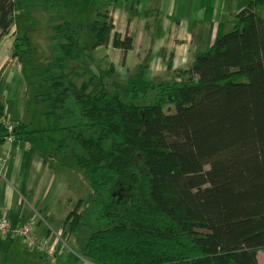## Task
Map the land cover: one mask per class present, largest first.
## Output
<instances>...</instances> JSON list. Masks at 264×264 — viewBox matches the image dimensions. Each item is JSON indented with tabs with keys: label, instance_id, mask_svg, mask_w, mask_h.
<instances>
[{
	"label": "trees",
	"instance_id": "trees-1",
	"mask_svg": "<svg viewBox=\"0 0 264 264\" xmlns=\"http://www.w3.org/2000/svg\"><path fill=\"white\" fill-rule=\"evenodd\" d=\"M247 1L233 28L186 67L170 62V77L126 94L111 84L113 64L93 69L91 52L110 42L128 52L133 36L113 33L103 11L85 24L83 43L79 28L61 12L53 16L50 56L36 73V101L53 119L32 130L19 122L14 135L60 133L50 136L55 149L69 151L89 182L93 203L66 219L82 256L96 264H259L264 0ZM62 7L61 0H0V42L16 26L11 56L31 59L35 12ZM150 92L152 101L144 99ZM8 136L0 124V148Z\"/></svg>",
	"mask_w": 264,
	"mask_h": 264
},
{
	"label": "crops",
	"instance_id": "crops-1",
	"mask_svg": "<svg viewBox=\"0 0 264 264\" xmlns=\"http://www.w3.org/2000/svg\"><path fill=\"white\" fill-rule=\"evenodd\" d=\"M106 3L104 10H98L97 13L108 12L113 20V33L133 36L134 48L124 52L113 47L111 42L97 47L91 52L95 65L93 69H98L96 62L107 61L108 68L111 64L114 65L116 74L121 72L130 74L131 71H135L147 83L152 84L170 77L168 69L170 62L173 70L184 68L193 61L197 53L208 50L216 39L227 32L230 22L235 20L236 15L247 6L248 1L106 0ZM96 16H91L88 23L91 24ZM15 30L16 26L0 42V80L5 76L4 85L13 82L15 77H20L23 73L22 60L11 56ZM103 47L106 51L100 54ZM145 63L146 67L143 68ZM157 76L163 78L160 80L152 78ZM6 91L7 86L5 89L1 88V93ZM7 92L8 97L13 99V91ZM4 100L6 101L5 96ZM4 104L5 102L0 104L3 106V112L13 122L26 123L24 104L21 113L18 109L16 115L6 112ZM7 153L11 157L7 163L0 165V218H7L14 227L34 222L39 238L48 237L59 246V250L63 247L71 250L69 243H72V235L68 232L66 219L78 205H81L79 212H82L84 199H80V193L69 187L62 193L65 194L66 204L55 206L52 203L58 193V186L63 181L61 173L66 172L67 175L75 177L77 183L82 185L85 178L70 163L66 166L54 154L31 144L27 135L17 138L12 143L5 142L0 148V155ZM61 223L64 224L62 234H53L52 227ZM0 238H7L12 242L19 239L10 236ZM74 240L72 244L78 248L77 239ZM16 248L17 246L13 245L9 250ZM35 252L45 261L34 254ZM48 259L51 264H55L57 260L30 249L28 258H24L21 264H49Z\"/></svg>",
	"mask_w": 264,
	"mask_h": 264
},
{
	"label": "rangeland",
	"instance_id": "rangeland-1",
	"mask_svg": "<svg viewBox=\"0 0 264 264\" xmlns=\"http://www.w3.org/2000/svg\"><path fill=\"white\" fill-rule=\"evenodd\" d=\"M63 3L62 11L61 10H43V9H37L35 12V18L37 24L35 27L31 28L29 37L31 40V44L33 47V53L32 58H24L23 64V73L20 77H15L13 82H10L7 85H4V78L5 76L1 77L2 83L0 84V104L5 102L6 112L9 114H17L18 109L19 113H21V107L22 104H24L25 107V122L28 125V129L34 128V129H42L48 127L50 121L53 118H50V121L48 120L46 116V112L48 111L47 104L38 103L36 101V95L38 93L40 94L41 88L38 85V79L36 76V73L39 71L40 67L47 62L49 59V44L52 43L50 40L51 35L53 34V16L59 12H61L64 17L69 20L73 26L79 28L81 34L83 43L89 38V30L84 27L85 24L88 23V19L91 16L97 15L98 10H104L106 3V0H61ZM258 14L264 18V7H261L258 10ZM235 20H232L230 22V26L227 30L229 32L233 26H234ZM29 22H21L20 27L25 30ZM22 31V30H21ZM22 31V33H23ZM106 51L105 47L101 49L99 52L100 54H104ZM25 56V55H24ZM101 60V59H99ZM89 62V61H88ZM35 64L34 66H32ZM109 63L107 61H104L103 63L101 61L96 62V67L101 70H108ZM99 72H97L98 74ZM115 77H113V80L111 82L112 86H115L116 88H119L121 90L122 94H126L128 91L132 90L136 84L139 89L146 88L150 86V83H147L144 79L141 78V76L135 72L131 71L130 74L127 72H121L120 74L115 73ZM156 78V80H160L163 78V76H157L152 77ZM159 78V79H157ZM105 79H107L105 77ZM109 79H107L108 81ZM96 83L98 82L95 81ZM7 91L11 90L13 91V99L8 97V92L1 93V88H6ZM111 86V85H110ZM38 92V93H37ZM4 96L6 98V101L4 100ZM144 99H148L149 101H152L155 99V95L153 92H150L147 94ZM174 107V105H173ZM8 109V110H7ZM28 138L31 141V144L38 145L42 150L48 151L49 153H52L55 155L57 159H59L62 163H64L66 166H68V163H71L72 160V166H74L77 170L82 172L74 162V158L70 154L69 151H57L55 149L54 142L51 141L50 136L55 137V139L59 140L62 135L58 132L55 133H49L47 132L46 135H36L31 136L27 135ZM70 148L75 147V143L70 141L69 142ZM72 172V171H70ZM83 174V173H82ZM62 175V183L58 186V193L53 199V203L55 206L64 205L66 204L65 194H62L65 189L71 187L72 190L80 193L79 197L80 199H84L83 209L87 205H91L93 203L92 200V191L90 189L89 182L85 179L84 184H78L75 177H71L67 175V173H61ZM62 184H64L62 186ZM57 187V188H58ZM59 203H56V202ZM94 206V204H92ZM82 209V210H83ZM63 223H61L59 226L52 227V233H58L62 234L63 229ZM82 228V227H81ZM83 229V228H82ZM69 232V230H68ZM80 234V233H79ZM78 236V233H75L72 235L71 242H75V237ZM69 243V246L71 250L68 247H63L61 250H59V253L56 257V263L55 264H81L80 260L77 257V253L80 254V247L75 248L73 244ZM13 245L17 246L15 250H9V247H12ZM73 246V247H71ZM27 251V252H26ZM28 251H30V248H28L23 242H21L20 239H14V241H10L7 238H0V260L1 264H21L24 258H28ZM34 254H37L39 258L42 259V257L35 252ZM45 261V259H42ZM49 264H51L50 259L47 260ZM258 261L259 264H264V251L258 254Z\"/></svg>",
	"mask_w": 264,
	"mask_h": 264
},
{
	"label": "built area",
	"instance_id": "built-area-1",
	"mask_svg": "<svg viewBox=\"0 0 264 264\" xmlns=\"http://www.w3.org/2000/svg\"><path fill=\"white\" fill-rule=\"evenodd\" d=\"M0 124L5 126L8 130L9 136L6 138V143H12L16 140L14 130L17 125L6 113H0ZM10 154L0 155V165L7 163ZM1 174V173H0ZM10 236L12 238H19L28 248L37 250L56 260L59 253V246L48 237L39 238L35 231L34 222H26L17 226H12L11 221L7 218H0V237ZM62 242H65L61 240ZM81 264H96L81 254H77Z\"/></svg>",
	"mask_w": 264,
	"mask_h": 264
}]
</instances>
